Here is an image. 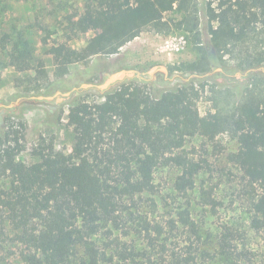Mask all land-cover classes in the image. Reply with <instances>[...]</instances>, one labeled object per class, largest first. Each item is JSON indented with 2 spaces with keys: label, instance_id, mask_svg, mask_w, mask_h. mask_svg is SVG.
I'll use <instances>...</instances> for the list:
<instances>
[{
  "label": "trees",
  "instance_id": "obj_1",
  "mask_svg": "<svg viewBox=\"0 0 264 264\" xmlns=\"http://www.w3.org/2000/svg\"><path fill=\"white\" fill-rule=\"evenodd\" d=\"M175 11L183 18L167 17ZM69 29L75 33L69 39L90 30L96 34L80 49L66 41L51 46L58 78L73 63L119 53L143 32L174 29L189 33L199 58L170 65L171 71L208 72L212 49L221 60L226 54L237 59L233 69L264 65V0H85L83 13L69 19ZM10 42L9 50L3 44L6 63L24 74L16 80L29 92H40L50 80L44 60L35 58V46L22 32ZM6 65L0 61V79ZM148 84L124 81L106 90L103 102L73 103L74 144L68 154L56 148L54 139L43 138L33 151L36 161L29 164L20 159L27 124L13 121L0 129V217L28 246L26 264H70L78 247L84 248L79 264H199L207 252L190 211L160 220L143 204V195L156 188L160 165L186 163L174 151L192 136L214 141L231 133L237 139L231 159L258 192L251 201V225L264 229V74L248 73L225 86L185 82L156 96ZM205 92L213 106L202 115L198 102ZM199 169L194 163L184 167L177 188H193ZM102 233L107 240L97 244L95 237ZM238 236V230L225 226L217 240L229 264L241 261Z\"/></svg>",
  "mask_w": 264,
  "mask_h": 264
},
{
  "label": "rangeland",
  "instance_id": "obj_2",
  "mask_svg": "<svg viewBox=\"0 0 264 264\" xmlns=\"http://www.w3.org/2000/svg\"><path fill=\"white\" fill-rule=\"evenodd\" d=\"M84 4L85 0H0V61L7 64L1 69L0 129L8 128L13 121L17 123L23 120L27 124L26 150L20 159L29 164L36 161L33 151L43 138L54 139L58 150L67 154L72 152L74 133L69 124L71 106L79 102H103L106 92L97 94L93 88H85V85L104 84L108 79L107 72L128 71L110 90L117 89L124 81H146L149 83L148 90L155 96L185 82L208 80L225 86L248 73L264 74V65L253 68L256 71L252 72L233 69L238 61L231 54L220 59L222 69L219 70L211 66L208 72L202 74L171 71L169 66L174 64L156 55L147 42L155 32L146 31L122 47L119 53L107 59H93L89 63H73L69 73L58 78L55 75L54 57L49 53L51 46L66 41L73 48L80 49L96 34L90 30L78 38H68L75 35L69 29V19L83 13ZM167 17L179 20L183 14L175 11L168 13ZM201 26L203 39L207 41L210 35L207 19L203 16ZM18 32H22L35 46V58L43 59L49 72L50 80L40 92H29L25 84L16 80L24 74H19L14 66L6 63L9 57L3 44L9 50L10 40ZM198 58L197 50V56L192 57L193 62ZM163 67L168 68V73L161 69ZM209 98L210 93L205 92L198 102L202 115L213 106ZM237 149V139L231 133L221 134L214 141L203 136L188 137L183 148L174 151V154L185 157L186 163L171 161L160 165L155 172V190L143 195V204L154 218L168 220L176 217L181 210L187 208L190 211L200 230L202 250L207 252V255L199 258V264H229L217 245L225 226L239 232L240 264H264V229L257 230L251 225V201L258 192L231 159V154ZM192 163L200 166L195 186L180 191L176 181L184 167ZM105 235L102 233L95 237L97 244L106 242ZM122 240L129 239L123 236ZM138 242L142 243L141 240ZM83 251L84 248L78 247L77 255L72 257L70 264H79ZM28 253V246L19 241L10 222L0 217V264H26L25 256Z\"/></svg>",
  "mask_w": 264,
  "mask_h": 264
},
{
  "label": "built area",
  "instance_id": "obj_3",
  "mask_svg": "<svg viewBox=\"0 0 264 264\" xmlns=\"http://www.w3.org/2000/svg\"><path fill=\"white\" fill-rule=\"evenodd\" d=\"M147 42L156 55L173 64L190 63L193 62L192 57L197 56L191 37L184 30L174 29L167 34L154 33Z\"/></svg>",
  "mask_w": 264,
  "mask_h": 264
},
{
  "label": "water",
  "instance_id": "obj_4",
  "mask_svg": "<svg viewBox=\"0 0 264 264\" xmlns=\"http://www.w3.org/2000/svg\"><path fill=\"white\" fill-rule=\"evenodd\" d=\"M209 61H210V64L213 68H215L217 70L222 69L220 58H219L218 53L216 52L215 49H212L210 51ZM161 69L164 70L166 73H168L167 67H163ZM252 71H256V70L252 69V70H248L247 72H252ZM127 72L128 71H125V70L118 71L115 73L107 72L106 75L108 76V79L104 84H100L97 86H94L92 84H87V85H85V88H93L97 94H102L106 90H109L111 87L116 85L120 81V79L127 74ZM39 99L42 100L43 98L39 97ZM0 122H1V120H0Z\"/></svg>",
  "mask_w": 264,
  "mask_h": 264
}]
</instances>
